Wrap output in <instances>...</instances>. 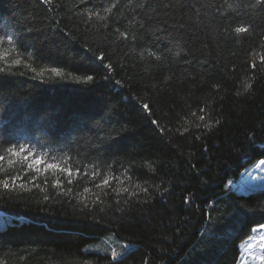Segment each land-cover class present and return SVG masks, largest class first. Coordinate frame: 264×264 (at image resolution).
<instances>
[{
	"label": "trees",
	"instance_id": "trees-1",
	"mask_svg": "<svg viewBox=\"0 0 264 264\" xmlns=\"http://www.w3.org/2000/svg\"><path fill=\"white\" fill-rule=\"evenodd\" d=\"M159 2L0 0V154L27 144L46 162L99 171L95 183L131 177L103 189L87 175L65 182L100 202L58 194L51 171L47 192L0 189V211L13 217L0 229V264H238L239 244L264 225V189L229 187L264 159V7L191 0L148 20ZM241 25L249 31L235 33ZM122 186L138 196H117ZM109 234L129 246L117 259L84 251Z\"/></svg>",
	"mask_w": 264,
	"mask_h": 264
},
{
	"label": "snow or ice",
	"instance_id": "snow-or-ice-1",
	"mask_svg": "<svg viewBox=\"0 0 264 264\" xmlns=\"http://www.w3.org/2000/svg\"><path fill=\"white\" fill-rule=\"evenodd\" d=\"M52 0H44V3H51ZM256 4L260 5L261 7H264V0H256ZM191 0H168L167 3H164V0H160V2L157 4L156 7H150L148 9V12L145 13V16L148 18V20H151L152 17L149 15V13H156L157 15H160L157 13V8H164V9H174L177 13H179L182 9H190ZM116 5L113 4L112 7H115ZM140 7H144L143 4L140 5ZM229 8L232 7V5H228ZM106 12H110L111 8H106ZM199 9H196L197 14H199ZM93 13L89 12V17H91ZM99 17V14L96 13ZM169 13L165 12L163 16H161V19L164 20L165 23H167V20L164 19V17L168 16ZM100 19H104V17H99ZM173 25H178L179 27H183L184 25L180 23L179 20L175 19L173 17ZM144 26V20H141V27ZM235 33L241 34V33H247L249 31V28L247 26L241 25L237 26L234 29ZM121 36L127 38V33H121ZM4 40V37H0V42ZM7 41L9 44L13 43V37L7 36ZM176 46L179 49L176 55H179V52L184 51L182 47H180V41H176ZM169 52H171V49H168ZM150 55L156 56V53H149ZM2 58V57H0ZM156 59H160L159 56H156ZM260 61L264 62V56L260 57ZM14 63L19 64L20 60L17 59L14 61ZM253 68H255V63L251 65ZM50 72L54 74L57 77H60L63 75V72L59 68H51ZM42 75V73H41ZM88 80H91L92 77H87ZM252 87V84L248 81H245L243 83V90L244 92H248ZM238 95L240 93H237ZM147 105H144V108L147 109ZM204 109L201 108L200 112L204 113ZM192 116H196V113L193 112ZM200 121H205L206 117L205 115H200L198 117ZM187 122V121H186ZM153 123H156L153 121ZM216 123H219V120L216 121ZM197 128L201 127L200 124L195 125ZM214 125L205 123L203 125L204 128L210 129ZM184 131H188L187 128L184 129ZM199 137H197L198 139ZM5 154H0V172L4 173V178L0 179V189H3L5 192L9 191H29L31 192L33 188L39 189L40 191L47 192V185L49 184V177L47 175H44L45 173H51L55 174V179L51 181V187L54 189H60V192L58 194L66 195V196H72L74 199H78L81 203H86L88 201V197L85 196V193H91L95 202H100V196L96 193L92 192V189L89 187H84L83 193H73V190L71 187L67 188V190H64V184L65 182L68 185L73 184V180L77 177H80L82 175L89 176V179L91 182L94 183V187L96 189H103V188H110L111 180H116L118 184L124 185V180H131V177L127 175L128 169H124L123 173H121L120 176H112V175H106L103 179L100 180V183H95V179L100 176L99 171H93L90 175L88 173H81V169L79 166L75 167L73 169L72 164L68 163L67 160L64 161L63 164L59 162H46L42 156L38 155L31 146L27 144H11L6 149H4ZM44 156H48V153H44ZM7 157V165L8 168L5 169L3 166V163L6 160ZM21 158L20 159V168H16L14 165L17 163V161H14L12 158ZM57 158L55 156L52 157V160L55 161ZM24 162H27L26 167L24 166ZM261 164H264V161H261ZM34 173L30 175L29 173ZM121 176L124 178L121 179ZM43 177L42 179H40ZM63 177V179L61 178ZM40 179V182L38 183L37 180ZM41 184H43L45 187H41ZM31 185V187H29ZM134 188L139 189V191L147 192V188H140L139 185H134ZM113 191L116 193L117 196L122 195L123 193H128L129 197L138 196L137 191H130L129 187L122 186L118 187L116 189H113ZM107 194V193H105ZM43 199L47 201L49 199L48 195H44ZM125 203H128L127 200L124 201ZM261 227H264V225H261ZM3 245L0 244V247ZM124 247H128V245H125ZM120 255V253L116 252L115 250L112 251V258L115 260ZM255 259H259L261 261V264H264V256L255 257ZM145 264H147V261H145Z\"/></svg>",
	"mask_w": 264,
	"mask_h": 264
},
{
	"label": "rangeland",
	"instance_id": "rangeland-1",
	"mask_svg": "<svg viewBox=\"0 0 264 264\" xmlns=\"http://www.w3.org/2000/svg\"><path fill=\"white\" fill-rule=\"evenodd\" d=\"M229 187L237 193H249L264 189V164L257 161L247 167L237 180L229 182ZM12 219L11 215L0 211V229L11 224ZM124 246L125 244H122L114 235L109 234L99 238V241L87 244L84 251L108 253L112 256V251L115 250L121 255L129 247ZM239 247L238 264H261V261L255 257L264 256V227H255L252 234L241 242Z\"/></svg>",
	"mask_w": 264,
	"mask_h": 264
}]
</instances>
